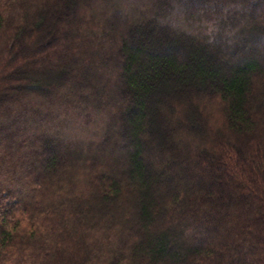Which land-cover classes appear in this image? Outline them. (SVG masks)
<instances>
[{
    "label": "trees",
    "instance_id": "trees-1",
    "mask_svg": "<svg viewBox=\"0 0 264 264\" xmlns=\"http://www.w3.org/2000/svg\"><path fill=\"white\" fill-rule=\"evenodd\" d=\"M0 264H264V0H0Z\"/></svg>",
    "mask_w": 264,
    "mask_h": 264
}]
</instances>
